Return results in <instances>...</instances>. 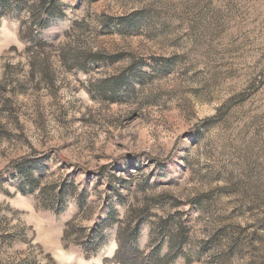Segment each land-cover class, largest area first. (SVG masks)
I'll list each match as a JSON object with an SVG mask.
<instances>
[{
    "label": "rangeland",
    "instance_id": "rangeland-1",
    "mask_svg": "<svg viewBox=\"0 0 264 264\" xmlns=\"http://www.w3.org/2000/svg\"><path fill=\"white\" fill-rule=\"evenodd\" d=\"M120 224L264 264V0H0V264H117Z\"/></svg>",
    "mask_w": 264,
    "mask_h": 264
},
{
    "label": "trees",
    "instance_id": "trees-1",
    "mask_svg": "<svg viewBox=\"0 0 264 264\" xmlns=\"http://www.w3.org/2000/svg\"><path fill=\"white\" fill-rule=\"evenodd\" d=\"M67 230L64 231L63 237L67 236ZM136 239L135 232L130 226L120 224L116 231L115 241L117 248L112 260L117 264H160L145 258L144 253L137 248L132 247Z\"/></svg>",
    "mask_w": 264,
    "mask_h": 264
}]
</instances>
